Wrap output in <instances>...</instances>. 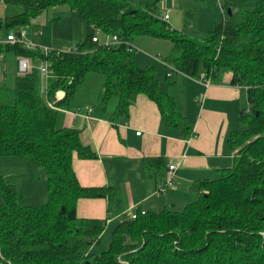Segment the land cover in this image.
I'll return each instance as SVG.
<instances>
[{
  "label": "trees",
  "instance_id": "obj_1",
  "mask_svg": "<svg viewBox=\"0 0 264 264\" xmlns=\"http://www.w3.org/2000/svg\"><path fill=\"white\" fill-rule=\"evenodd\" d=\"M0 30L17 32L44 10L67 5L84 26V39L71 50L48 54L21 45L0 46V55L52 64L47 93L37 68L17 75L11 87L0 81V157H33L45 169L48 198L41 205H21L15 185L0 176V264H264V0L231 15L224 4L222 19L204 37L176 30L159 15L156 0H5ZM118 36L122 45L100 39ZM138 36L167 39L170 54L163 60L191 78L206 74L212 81L231 75V83L247 89L250 108L241 113L243 130L231 132L228 144L236 153L234 166L221 177L206 180L198 198L182 211L138 210L120 221L101 249L107 220L79 218L83 198L117 202V189L82 187L73 169L80 159L98 155L80 138V130L58 128V109L78 108L79 87L86 77H104L101 106L104 116L122 123L131 99L146 95L162 118L193 135L194 126L177 108L174 96L159 87L157 67L139 66L125 43ZM97 37V41L93 39ZM65 96L58 99V92ZM163 158H147L145 168H164ZM88 244L90 251L84 250ZM93 249V250H92Z\"/></svg>",
  "mask_w": 264,
  "mask_h": 264
},
{
  "label": "crops",
  "instance_id": "obj_2",
  "mask_svg": "<svg viewBox=\"0 0 264 264\" xmlns=\"http://www.w3.org/2000/svg\"><path fill=\"white\" fill-rule=\"evenodd\" d=\"M4 15L5 6L0 17ZM137 41L147 48L160 43L152 38ZM141 53L135 56L139 65L155 66L153 61L159 57ZM159 63L164 67L162 71L167 80L161 90L176 98L179 111L193 123L194 133L190 137H182L177 128L170 126L162 118L157 104L146 95L131 99L128 115L122 123L112 122L110 116H101L93 105L84 107L76 103L78 108L58 110L63 116L58 115L57 126L80 130L82 143L98 155L96 159H80L74 154L73 169L80 185L117 189V202L108 198H83L77 203L79 218L107 220L106 230L115 227L127 215L134 218L138 210L162 211L176 206L177 199L182 200V206H187L198 198L204 181L218 179L235 163L237 149L228 144V137L231 132L241 130V113L250 108L247 89L233 85L228 73L205 87L179 72L169 76L167 65ZM64 96L63 91L57 94L58 99ZM147 158H163L166 165L149 172L145 168ZM171 164L176 165L174 187L160 192ZM12 166L15 186L43 181L42 168L34 158L12 157Z\"/></svg>",
  "mask_w": 264,
  "mask_h": 264
},
{
  "label": "rangeland",
  "instance_id": "obj_3",
  "mask_svg": "<svg viewBox=\"0 0 264 264\" xmlns=\"http://www.w3.org/2000/svg\"><path fill=\"white\" fill-rule=\"evenodd\" d=\"M137 1V0H134ZM159 7V15L162 16L166 10L169 13L171 20L167 22L178 30L185 32L186 35L191 37H204L207 32L212 30L216 23L222 19V13L224 7H222L227 1L230 2V7L234 13H238L241 10L247 9L255 5L257 0H156ZM5 3L0 0V15L4 12ZM27 40L37 42V44L44 48H49L57 51H67L71 46L81 43L84 39V26L80 20L77 12L72 11L67 5H58L50 7L44 10L35 19L26 25ZM35 33V34H34ZM110 36H102V41L108 39ZM138 38H152L157 40L158 45H152L147 48L139 44ZM135 47L141 51L135 50L132 53V57L135 60V56L146 52L149 55L159 57L160 60H164L171 52L169 40L160 39L157 37L138 36L132 43ZM172 46V45H171ZM17 58L13 55L4 53L0 55V81L11 87L14 83L15 77L18 75L17 70ZM137 63V62H136ZM138 64V63H137ZM153 64L157 67V77L160 80V89L167 81L163 65L159 61H153ZM139 65V64H138ZM141 66V65H139ZM142 67V66H141ZM144 67V66H143ZM104 77L101 74H89L86 77L84 84L79 87L75 103L80 106L93 105L95 109H99L101 104V92L103 87ZM90 103V104H87ZM116 105V99H112L109 104V109L104 116L107 117L112 112L113 107ZM59 117L63 116V112L58 113ZM60 128V125H58ZM246 125L241 124L240 129L243 130ZM239 149H237L238 151ZM18 158V157H17ZM33 158V157H30ZM21 159V158H19ZM12 156L0 157V176L3 177L9 184L12 183L13 173ZM41 171V182L36 180V183L26 182L24 185H16V195L18 202L21 205H41L47 201L48 198V182L45 169ZM39 174V176L41 175ZM221 177V176H219ZM42 188V189H41ZM1 199V193H0ZM178 204L174 207L168 206L169 210L182 211V200H176ZM194 201V200H193ZM32 202H37L36 204ZM131 217L127 215L126 218ZM114 227L107 228L102 236L101 249H106L110 239L111 233ZM84 250L90 251L91 247L86 244ZM93 250V249H92Z\"/></svg>",
  "mask_w": 264,
  "mask_h": 264
},
{
  "label": "built area",
  "instance_id": "obj_4",
  "mask_svg": "<svg viewBox=\"0 0 264 264\" xmlns=\"http://www.w3.org/2000/svg\"><path fill=\"white\" fill-rule=\"evenodd\" d=\"M161 18L163 19V21L167 22L170 18L168 11L163 12ZM26 38H27V31L25 30V28L19 29L17 32L0 30V46H12L17 44V45H21L26 49L40 50L44 54H48L53 50V49L41 47L37 43L29 41ZM93 40L97 41V37L94 38ZM104 43L113 46V45H122L123 41L119 39L118 36L114 35V36H110L107 41H104ZM125 45L127 46L128 51L131 53H133L135 50L140 51V49L135 47L132 43L127 42L125 43ZM69 50H71V48ZM17 60H18L19 75L27 74L34 67L38 69L43 84L42 90L44 93H47L48 79L53 75L52 64L47 60H41L38 64L33 65L32 61L26 57H20ZM156 60L165 64L163 61L160 60V58H156ZM167 67L169 68V74H168L169 76L172 73L176 72L175 68H173L172 66L167 65ZM194 79L205 87H209L212 83V79L209 78L206 74H202L199 78H194ZM48 104L52 109L59 110V108H57L53 103L48 102ZM90 112H92V110H90ZM175 171H176L175 164H171L168 166V176L166 181L160 187L159 190L160 192H165L166 190L174 187Z\"/></svg>",
  "mask_w": 264,
  "mask_h": 264
},
{
  "label": "water",
  "instance_id": "obj_5",
  "mask_svg": "<svg viewBox=\"0 0 264 264\" xmlns=\"http://www.w3.org/2000/svg\"><path fill=\"white\" fill-rule=\"evenodd\" d=\"M228 12H229V14L231 15V13H232V10H231V9H229V10H228Z\"/></svg>",
  "mask_w": 264,
  "mask_h": 264
}]
</instances>
